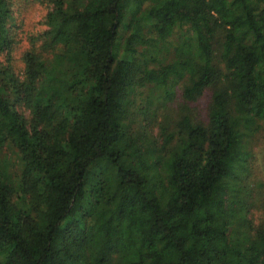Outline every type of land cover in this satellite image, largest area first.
<instances>
[{
    "label": "trees",
    "instance_id": "16d2710c",
    "mask_svg": "<svg viewBox=\"0 0 264 264\" xmlns=\"http://www.w3.org/2000/svg\"><path fill=\"white\" fill-rule=\"evenodd\" d=\"M38 1L20 73L0 0V264H264V0Z\"/></svg>",
    "mask_w": 264,
    "mask_h": 264
},
{
    "label": "rangeland",
    "instance_id": "374dc122",
    "mask_svg": "<svg viewBox=\"0 0 264 264\" xmlns=\"http://www.w3.org/2000/svg\"><path fill=\"white\" fill-rule=\"evenodd\" d=\"M50 8L38 0H11V12H12V26L11 32L15 36L16 42H14L10 56L3 54L1 60L3 62L11 61V64L20 73L23 71L24 63L23 56L26 51H30L35 47H38L41 42L39 35L47 30L46 16ZM177 92L174 97V101L170 104L160 106L157 108V118L159 122L164 120H175L185 112V101L182 97V88L177 86ZM150 95L149 90L143 91V96L138 97L137 104H146L147 98ZM157 99V98H156ZM145 100V101H144ZM153 102L155 99H152ZM206 101L201 102L202 105ZM200 103V104H201ZM157 106V103L152 105L153 108ZM193 107V105H190ZM159 113V114H158ZM254 158L251 161V181L257 182L264 179V140L259 138L254 147ZM259 217V213L256 212V219Z\"/></svg>",
    "mask_w": 264,
    "mask_h": 264
}]
</instances>
